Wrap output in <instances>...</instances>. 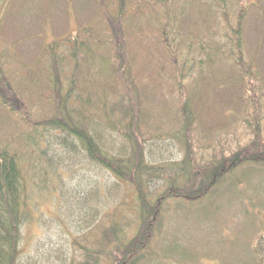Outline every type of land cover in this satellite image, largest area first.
<instances>
[{
    "label": "rangeland",
    "instance_id": "374dc122",
    "mask_svg": "<svg viewBox=\"0 0 264 264\" xmlns=\"http://www.w3.org/2000/svg\"><path fill=\"white\" fill-rule=\"evenodd\" d=\"M113 1L119 3V0ZM125 1L123 17L117 16V8L111 5L112 14L109 15L100 0H12L5 9L7 13L0 31L1 71L6 72L7 81L25 102L16 110L11 103L0 102V150H7L17 157L23 176L20 209L26 217L21 225L19 264H73L84 259L83 246L95 247L93 242L98 240L102 224L123 213L130 217L135 202L133 186L129 182L119 180L112 171L94 163L78 140L65 135L59 128L41 123L48 117H61L57 106L62 93L52 89L55 77L67 86L64 96L79 90L86 97L89 93L84 85L92 90V102L84 100L83 110L72 114H76L80 122L88 121V131L101 139L110 155L130 150L129 141L133 139L136 144L138 137L145 148L144 160L148 162L182 157L181 146L170 136L180 127L182 106L177 78L179 71L183 74L188 70V65L183 64L188 58L182 57L179 69L174 67L166 42L173 45L172 52L177 57L182 56V50L187 52L184 44L192 40L197 44L209 42L207 54L212 59L219 58L216 47L221 42L217 43L211 36L215 35L220 10L213 3L207 5L201 1L195 5L186 3L184 9H177L173 2L172 8L180 24L174 23L167 29L163 21L165 9L159 0ZM227 2L234 20L244 11V44L256 74L257 100L264 117V0ZM166 31L184 35V44L179 45V38L173 44L171 37L166 38ZM78 34L81 36L77 37ZM76 37L79 42L74 48ZM68 38H71L70 42ZM55 40L58 41L55 43ZM88 46L94 48L96 56L87 54ZM101 56L110 58L109 66L118 69L119 74L128 70V78L119 77L118 82H114L108 75L93 71L103 69ZM229 73V64L225 60H216L200 84L201 98L194 99L197 107L192 108V112L201 133L218 127V123L239 113L243 107V104H237V98L229 103L224 101V94L229 90L223 79ZM127 83L137 86L131 93L136 103L126 105L132 106V117L136 121L130 129L118 122L119 111L112 115L106 108L115 104L111 101L119 103L120 94H128ZM192 89L187 92H194ZM99 94L111 101H99ZM74 99H67L68 106L78 103ZM127 102L126 98L124 103ZM84 125L86 127V122ZM220 134L213 131L212 142L219 136L222 141L234 135L239 139L242 136L241 129L235 126L222 136ZM193 135L195 140L201 139L205 144L195 126ZM95 191L97 198L93 195ZM263 195L264 190L261 197ZM220 202L222 209L225 208V198L220 197L217 203ZM222 209L204 224L193 220L191 210L190 214L174 213L167 218L170 240L192 250L199 249L201 256L212 249H226L219 241L220 232L216 229L233 239L237 236L234 230H241L246 218L238 201H233L226 211ZM182 221L187 222L186 226ZM237 234L244 240L240 233ZM102 250L108 249H100L101 254ZM107 260L106 256L103 263L108 264ZM170 261L162 260V264H172ZM200 264L214 263L204 260Z\"/></svg>",
    "mask_w": 264,
    "mask_h": 264
},
{
    "label": "trees",
    "instance_id": "16d2710c",
    "mask_svg": "<svg viewBox=\"0 0 264 264\" xmlns=\"http://www.w3.org/2000/svg\"><path fill=\"white\" fill-rule=\"evenodd\" d=\"M110 1L111 3L109 0H100L102 8L110 15L109 6L116 7V15L123 17L126 1L119 0L118 4L113 0ZM198 1L206 2L207 5L213 3L220 10L221 16L216 20V30L213 32L215 35L211 36V39L213 38L217 43L221 42L216 47L219 50V58L212 59L207 54L209 42L197 44V41L192 40L184 44L186 40L184 35L174 34V31L165 33L166 38L171 37L173 44L179 38V45L184 44L187 50V54L182 50V56L177 57L172 52L173 45L169 41L166 42L168 54L174 59V67L179 69L182 57L188 58L183 60V64L188 65V70L183 74H181L182 70L179 71L177 78L182 106L180 127L170 136L174 143L182 148L181 159H163L157 162L144 160L145 148L138 137L135 139L136 144L133 139L129 141L130 150L127 149L126 152L118 155H110L102 146L101 139L98 136L95 138L88 131V121L85 119V127L84 122H80L76 114H72L83 110L84 100L87 103L92 98V90L84 85L89 96H82L79 90H72L64 96L67 86L59 78L55 77L53 81L52 89L62 93L57 106L61 117L55 119L48 117L42 119L41 123L49 124L46 126L54 129L59 128L58 130L65 135L68 134L78 140L94 163L109 169L119 180H125L133 186L131 189L135 198L130 217L123 213L113 216L109 223L102 224L98 240L94 239L93 242L95 247L89 249V246L80 244V247L83 246L85 249L84 259L73 264H104L103 260L106 256L108 264H162V260L165 262L171 260L172 264H200L204 260L214 264H264V195L261 197L264 190V117L257 100L259 95L256 74L244 44L242 25L244 11L234 20L228 11V0H159L162 8L165 9L163 21L167 29L173 27L174 23L180 24L178 15L172 8L173 2L177 5V9H184V4L195 5ZM10 2L12 0H0V31L7 13L5 9ZM79 36L81 35L78 34L77 37ZM77 37L73 42L74 48L79 42ZM57 41L55 40V43ZM70 41L71 38H68V42ZM88 49L87 54L97 55L92 46H88ZM1 54L3 53L0 52ZM109 60L111 59L102 57V72L93 71L108 75L109 80L114 82L115 80L118 82L119 77L128 78V70L119 74L118 69L109 66ZM216 60H225L231 69V73L223 79L224 85L229 90L228 94H224V101L229 103L234 100L233 98H237V104H243V107L239 113L235 112L222 123H218V127L201 133L192 108L197 107L194 99L201 98L200 84L207 77V70L212 68ZM7 80L8 75L5 71H1L0 64V102L11 103L14 110L22 108L25 104L23 97L14 92L12 84ZM135 86V83L126 84L129 92L120 94L122 96L119 103L111 101L103 94L97 95L99 101L103 103L109 101L115 103L111 108L110 105L106 106L107 111L109 109L112 115H116L119 111L118 122L127 129L136 122L132 117V106H126L134 103L131 93H134L132 89H136ZM191 88L195 91L187 92ZM69 97H75L74 100L78 103L68 106L66 102ZM115 97L118 99L117 95ZM126 98L129 102L124 103ZM49 99L54 102L52 98ZM129 117L131 118L128 119ZM108 124L111 126V121ZM194 126L199 136L204 138L205 144L201 139L195 140ZM233 126L241 129L240 139L239 136L234 135L233 138L222 141L219 136L212 142L213 131L221 132L222 136ZM130 135L128 133V136ZM158 136L162 135L158 134ZM65 138L66 136L63 137V142ZM222 142L227 144L223 145ZM22 177L17 157L7 150H0V264H19L21 225L26 217L20 209ZM93 195L97 198V191ZM220 197L225 198L223 209L222 202L217 203ZM233 201L241 204L246 218L244 227L239 231L234 230V234L238 236L237 232L240 233L244 240H240L237 236L233 239L225 237L222 230L216 229L220 232L219 241L226 249H212L207 251L205 256L200 255L199 249L192 250L185 244L170 240L167 218L174 213L184 211L190 214L191 210L193 220L198 224H204L215 217L214 214L221 209L226 211L230 208ZM186 224L187 222H183L184 226ZM197 228L199 230L201 226ZM100 249L108 250L105 252L102 250L101 254Z\"/></svg>",
    "mask_w": 264,
    "mask_h": 264
}]
</instances>
